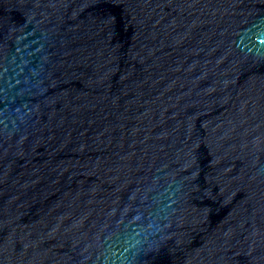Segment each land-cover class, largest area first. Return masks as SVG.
<instances>
[{"label":"water","instance_id":"95a60500","mask_svg":"<svg viewBox=\"0 0 264 264\" xmlns=\"http://www.w3.org/2000/svg\"><path fill=\"white\" fill-rule=\"evenodd\" d=\"M0 264H264V0H0Z\"/></svg>","mask_w":264,"mask_h":264}]
</instances>
